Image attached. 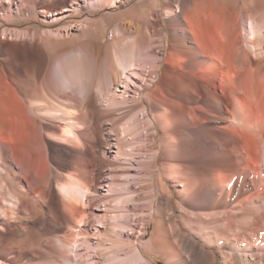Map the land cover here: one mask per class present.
Segmentation results:
<instances>
[{
    "label": "bare ground",
    "instance_id": "6f19581e",
    "mask_svg": "<svg viewBox=\"0 0 264 264\" xmlns=\"http://www.w3.org/2000/svg\"><path fill=\"white\" fill-rule=\"evenodd\" d=\"M12 1L0 0V13L4 20L9 17V13L15 12L16 14L20 13L19 16L21 13L27 18L31 16L39 23L46 22L48 26H55L65 20V17L80 15L84 11L92 13L97 8L109 5L116 8L119 4L128 3L130 0H95V9L90 8L89 0H84L87 2L86 6L79 3V0H25L31 1L33 4L31 5V8L33 7L31 15L29 14L30 10L26 7L28 3L23 1V4L20 1L21 4L15 6ZM169 2V0L165 2V11L167 21L171 26L188 19L184 7L190 3V0H182V7L177 8V12L173 11ZM31 8L29 7V9ZM68 11L71 12L62 15ZM39 14L40 20L37 19ZM47 15L52 17L58 15V17L47 21ZM141 15L142 10L134 11L133 16L136 20H134L136 25L134 38L137 42L141 38ZM86 19L85 32L91 37L94 54L116 58L121 54H127L128 58L124 62L118 60L119 69L116 72L109 71L110 84L113 86L105 95L106 107H100L91 95L85 96V99L76 98L77 100L70 95V106H77L79 109L75 108L79 111L82 108V110L87 109L90 112L93 124L90 126V130L86 131L88 133L81 132L78 135L76 132L78 121L73 117L74 115L71 116L72 111L69 109L72 108L68 109L66 106L67 108L59 109L58 106H55L53 110L51 109L52 112L50 111L49 118L53 122L50 123V127L60 130L58 135L62 140L73 141L76 145L81 146L80 149L70 150L72 148L69 149L66 144L60 142L61 146L58 150L62 154V160H54L62 170H70V178L64 180L66 182L55 180L60 187L62 186L66 201L64 198L61 199L53 187H50L45 193L40 191L37 195V198H49L52 207L66 210L67 240L74 237V240L79 243L78 245L87 244L86 248L94 247L96 257L99 259H109V257L115 259L120 253L128 255L131 249L134 251L124 262L113 264H154L156 258L149 257V254L162 258L170 264H215L217 259V264H264V257H257L253 253H250L252 259L248 255L239 256L240 252L232 253L230 258L224 255L225 252L219 258L217 253H213L215 251L207 250L199 241L202 239L207 245L215 242L231 243L236 237L245 236L246 232L253 230L254 223H256L254 210H257L255 208L259 203L257 192L264 184V173L259 168L258 130L261 129V126L257 124L264 119V86L260 91H256L251 85L252 77H243L241 65L244 62L251 63L252 59L243 50L239 39H234V45L236 51L240 50L241 52L240 61L236 58L232 60L224 57L218 58L221 61L222 69L220 68V71L223 81L221 89L225 99L213 96L208 90H205L207 96L202 97L197 87L191 85L187 80L181 81L182 83L179 81L183 87L180 88L186 91L185 95L176 96L173 99L169 96L166 98L165 94L159 96L154 93L156 89L164 90V92L161 91L162 93L168 90L174 96L175 93H180L177 90L179 88L169 87L167 89L166 86H163L166 88L161 89V86L152 83L156 79V70L144 68L145 75L140 78L133 75L135 69L138 68L137 64H141L135 62L132 57L134 43L118 44V41L128 35L130 28L123 26V23L120 24V28L115 31L117 38L113 43L107 44L103 40L104 27L100 29L98 24H94L92 18ZM12 20L13 18H11V22ZM81 30L82 28L77 31ZM253 30H249L248 39L253 38ZM189 32L190 30L186 29L181 33L175 28L170 31V36L174 38L173 46L180 47L183 54H190L192 61L196 62L202 55V47L198 43L199 47L193 44ZM60 34L59 31L56 32L55 38L47 34L38 37L35 34L33 39L31 38L33 42L28 44L24 41L25 46L21 49L28 53L37 51L44 52V54L47 52L49 55H59L63 47L59 45L60 38L58 39V36H61ZM4 46V40L0 38V51H5ZM40 47H44V50ZM198 48L201 50L199 51ZM249 48L251 51L255 50L254 44L249 43ZM79 61L81 62V60ZM75 64L77 65L78 61H75ZM248 65L247 70H251L250 65L252 64ZM257 66L259 67L260 64ZM73 70L76 69L73 68L72 72H74ZM76 74L79 76L75 75L74 82L76 84L78 82L81 86L85 79H82L79 73ZM64 77L65 71L61 62H58L53 73L49 71L47 65L43 64L38 71L36 80L33 79V83L37 85V82H40L45 87L54 84L53 89L59 92L56 86L59 80ZM49 82L53 84L50 85ZM41 104L43 105V103ZM83 107L85 108L83 109ZM34 108L33 112H35ZM36 108L37 110L42 109L38 105ZM75 108L72 110H75L76 114ZM81 112L85 114L84 111ZM138 112H140L139 115H137ZM226 115H230V122ZM3 118L10 123H7L8 125L19 121L15 117L3 116ZM89 119L91 120V118ZM158 134L160 136L159 143L156 140ZM242 136L247 139L248 146H250L248 149H243L241 145ZM192 137H195L199 142L201 139L210 138L216 147L211 148L213 151L208 156H200V160H196L191 154L192 152L186 150V146L190 143L189 138ZM77 141H80V144ZM113 141L115 143L111 145ZM25 165L28 167V164ZM105 173L108 175L106 178ZM12 176L11 172L6 173L5 185L0 180V197L10 191L15 200L11 205L3 208L5 217L17 213L18 203L21 201L23 203L24 199L29 200L30 194L34 193L31 189L24 192L17 191ZM57 177L62 178L61 172L57 173ZM105 182L107 183L105 184ZM102 184L107 186L109 194L101 200L104 203V213L99 216L95 212L98 208L94 206L93 189ZM147 189L150 190V193L145 196L142 192ZM117 190L124 191V194H114ZM146 197H148V202L145 208L140 206L139 202L133 206L137 210H133L130 215L129 226L120 220L122 214H119L116 209L124 208L121 205L124 201L129 203ZM77 202L81 205H77ZM114 202L121 204L117 206L118 204L114 205ZM183 203L188 204L191 208L181 216L186 223L185 228L178 223V219L173 213L176 207L181 209ZM43 204L40 202V210H43L46 215L50 214V208L44 207ZM85 207L91 210H84ZM193 209L200 211L196 210V212ZM29 214L31 213L29 212ZM7 217L3 222L6 223L4 225L10 227L11 224ZM93 217L97 219L100 226L94 227L95 246H88L91 242V234L88 227L83 225L86 222L88 225L89 219ZM32 224L34 225V223ZM150 224L153 226L149 238L145 242H141L140 239H143L147 234ZM20 225L22 226V223L18 227L16 226V232L14 231L19 237L25 233ZM118 228L123 230L125 237L120 238L118 233L110 236ZM13 248L11 250H14ZM34 248L32 249L36 256L40 252ZM105 249L108 251H104ZM30 251L32 252V250ZM98 262L96 261V264ZM0 264L8 263L0 260Z\"/></svg>",
    "mask_w": 264,
    "mask_h": 264
},
{
    "label": "rangeland",
    "instance_id": "374dc122",
    "mask_svg": "<svg viewBox=\"0 0 264 264\" xmlns=\"http://www.w3.org/2000/svg\"><path fill=\"white\" fill-rule=\"evenodd\" d=\"M20 1L22 3L25 0H13L12 2L17 6V4H21ZM169 1L171 8L175 12H177V8L179 9L182 7V0ZM25 2L26 4L28 3L26 7L30 10L29 14L31 15L33 8H31V5L33 4L31 1ZM165 2L166 0H130L128 3L119 4L116 8L109 5L103 8H97L92 13L84 11L80 15L65 17L66 19H64L66 21L63 20L55 26H48L46 22L39 23L30 15L28 19L24 14L21 13V16H19L20 13L16 14L15 12L9 13V17L4 20L1 16L2 13H0V38L4 40L5 45V51H0V180L1 183L5 185L6 173L11 172L14 186L17 191L24 192L27 189L34 191V193L30 194L29 200L24 199L23 203L22 201L18 203L17 213L10 214L8 217L6 216L11 224L10 227L4 225L6 223H4L3 220H5L6 217L3 208L7 205H11L15 201L13 193L7 191L3 197H0V260L4 263L48 264L49 262V264H57L59 262L60 264H96V261H99L97 264H113L124 262L128 256L134 253L131 249L128 255H124L120 253V251L119 256L115 257V259H111V257H109V259H99L96 257L94 247L86 248L87 244H84L85 246L78 245L79 243L74 240V237L73 239L67 240L66 236L68 232L65 220V209H56L52 207L49 198H37L40 191L45 193L50 187H53L54 190L59 193L61 199L64 198V201H66L67 198H65L64 191L61 189L62 186L60 187L56 181L58 180V182L62 183L66 182L64 180L70 178V170H62L57 166L54 160H62V154L59 153L58 150L61 143L66 144L69 149L72 148L70 150H74V148L80 149L81 147L80 145H76L73 141H65L59 137L58 134L60 130H54L50 127L53 122H51L52 120L49 118V114L55 106H58L59 109H63L66 106L68 109L78 108L77 106H70V95L71 97L74 96L73 98L75 99H85V96L91 95L100 107H106L107 101L105 95L108 94V91L113 86V84H110L109 71L113 70L116 72V70L119 69L118 60L124 62L126 58H128L127 54H121L118 58L114 56L101 57L94 54L92 51L93 42L91 41V37L85 32L87 23L86 18H92L94 24H98L100 29L104 27L103 40L107 44L113 43L114 39L117 38V36H115V31L120 28V24L122 25L123 23V26L125 25V27L130 28L128 35L125 36L123 40L118 41V44L134 43L132 57L135 62L141 64H137L138 68L135 69L133 75L140 78L145 75L144 68L154 69L156 70V79L152 83L158 84L159 87L161 86V89L166 87L167 89H169V87L179 88L177 90L180 92L177 94L175 93L174 96V94L170 93L168 90L162 93L161 91L164 92V90L159 91V89H156L157 91H154L156 95L162 96L165 94L164 96L166 98L170 97L173 99H175L176 96L182 97L185 95L184 93L186 91H183L184 89H182L181 81L187 80L191 85L197 87L200 96L206 97L207 94L205 90H208L213 96L225 99L221 89L223 87L222 74L220 71L222 69L221 61H219L218 58L224 57L228 60L236 58L238 61L241 60L240 50L238 52L235 49V38L239 39L240 44L243 46V50H245L247 56L252 59L250 61L251 63H248L252 64L250 65L252 68L251 70H247L249 65L246 62L241 65L243 77H252L253 83L251 85L256 91H260L261 87L264 86V0H190V3H187L184 7L188 19L177 22V25L175 23L172 26L167 21ZM79 3L83 6L87 5V2L84 0H79ZM88 4H90V8H96L95 0H89ZM29 7L31 9H29ZM137 9L142 10L141 38L138 42L135 41L134 38L136 36V32L134 31L136 25L134 23L135 17L133 16L134 11ZM70 12L71 11L64 12L62 15H67ZM10 16H12L11 18H13L14 21L12 20L11 22ZM57 17L58 15H53V17L47 15V21ZM22 18L23 20H21ZM37 19H41L40 14ZM174 25L176 26L173 27ZM77 28H82V30L77 31L79 30ZM175 28L181 33L189 29L192 41L194 42L193 44H196V47H199L198 44L201 45L202 55L198 61H192L190 54H183L180 47L173 46L174 38L170 36V31ZM250 29H254L255 35L253 34V38L248 39L247 35L250 33ZM58 31L61 33V36H58V39L60 38L59 45L63 46L59 55H49L47 52L44 54V52L37 51H33L32 53L22 51L21 48L25 46L24 41L28 44L29 42H33L32 39L35 34L38 37L47 34L55 38V33ZM249 43L254 44L255 50H250ZM40 48L44 50V47ZM198 49L199 51L201 50L200 48ZM77 59L81 60V62ZM75 61H78L77 65ZM58 62L62 63L65 71V77L61 78L56 86L59 92L53 89L54 84L51 82H49V84L53 85L48 87L43 86L37 81H35L37 85L33 83L43 64L47 65L49 71L53 73L57 68ZM258 63L260 64L259 67L257 66L259 65ZM73 68L78 70V72H76V70L72 72ZM75 72L79 73L82 79H85L83 80L84 82L81 83V86L78 82L77 84L74 82L75 75H78ZM179 81L181 83H179ZM65 98L66 100L68 99V102ZM146 103L148 105V101ZM37 105L43 110H37ZM33 108L35 112H33ZM84 108L85 107H83V109ZM72 109L69 110L72 111L71 116L74 115L73 117L78 121L76 127L78 135H80L81 132L90 130V126L93 124L90 112L87 109L82 110V108H80L85 114L76 109V115L75 110ZM78 112L80 113L78 114ZM139 113L140 112H138L137 115H139ZM3 116L7 118L8 116L9 118L15 117L19 119V121L8 125L10 123L5 121ZM150 116L152 115L150 114ZM226 117L228 122H230V115H226ZM81 118L84 119L82 120ZM89 118H91V120ZM79 121H81V124ZM90 121L92 123H89ZM261 121L262 122H257V124L261 126V129L258 130L259 137L257 136L259 139H257L260 145L259 168L261 171L263 170L262 172L264 173V119ZM103 122L106 125V122ZM224 124L226 123L224 122ZM159 138L160 136L158 134L156 136L158 143L160 142ZM189 142L190 143L186 146V150L190 153L192 152L191 154L196 160H200V156H208L213 151L211 148L216 147L210 138L206 140L201 139L199 142L195 137H192L189 138ZM77 143L80 144V141H77ZM114 143L115 141H113L111 145ZM241 143L243 149H248V147H250L248 146L247 139L243 136L241 138ZM54 153L56 154L54 155ZM25 164H28V167ZM59 172H61L62 178L57 177V173ZM107 176V173H105V178ZM40 180L44 182L41 183ZM106 183L107 182H105V184ZM263 188L264 184L260 186L257 192V201L259 203L257 202L258 204L255 208L257 210H254L257 217L255 216L256 223H254L255 227L253 226V230L251 229L246 232L245 236L236 237L231 243L221 244L220 242H215L207 245L202 239H199L207 250L211 252L215 251L213 253H217L219 258H221L222 253L224 254L225 252L224 255H227L226 257L228 258H230L232 253L238 254L239 252V256H250L253 253V255L255 254L257 257H264ZM93 191L95 195L94 206L98 208L95 212L100 216L104 213V203L101 200L105 195L109 194V191L107 190V186H103V184L94 188ZM142 193L147 196L150 190L147 189ZM114 194L121 195L124 194V191L117 190ZM40 202L42 204L44 203V207L48 206L50 208V214L46 215L43 213V210H40ZM137 202H139L138 204L140 206L145 208L148 197L129 203L128 201H124L122 204L120 202H114V205L118 204L117 206H119L121 204L124 206V208L121 207V209L116 210L119 211V214H122L120 220H123L128 226L130 224V215L133 213V210H137L133 208ZM77 205L81 204L77 202ZM189 208L188 204L183 203L181 209L176 207L173 211L178 219V223L184 228L186 227V223L181 216L182 213H187L191 209ZM229 208L231 209V207ZM84 210L91 209L85 207ZM193 210L200 211L199 209ZM25 211H27V214H25ZM29 212L31 214H29ZM258 214L260 217H258ZM24 215H28L27 218ZM261 216L263 217L262 219ZM256 218L258 219L256 220ZM257 222L260 224L258 225ZM21 223L22 226H20L21 228L23 227L22 229L25 233L19 237L15 234V229L16 226L18 227ZM32 223H34V225ZM88 223L89 226L87 222L83 225L88 227L91 234V242L88 246H95L96 238L93 236L94 227L100 225L94 217L90 218ZM152 226L153 224H150L147 229V234L143 239H140L141 242H145L149 238ZM115 233H118L120 238L125 237V233L121 228L116 229L110 236H113ZM12 248L14 250H11ZM32 248L35 250L37 249L41 254L39 253V256H35ZM30 250H32V252ZM249 250L250 252H248ZM104 251L108 250L105 249ZM149 257L156 258L154 264H170L162 258L152 256L151 254H149ZM252 258L253 257L250 259ZM217 261L218 259L215 260V264H217Z\"/></svg>",
    "mask_w": 264,
    "mask_h": 264
}]
</instances>
